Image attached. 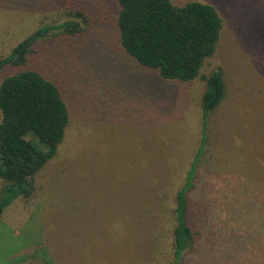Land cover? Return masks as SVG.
<instances>
[{
	"label": "rangeland",
	"instance_id": "rangeland-1",
	"mask_svg": "<svg viewBox=\"0 0 264 264\" xmlns=\"http://www.w3.org/2000/svg\"><path fill=\"white\" fill-rule=\"evenodd\" d=\"M172 1L218 8L223 30L201 74L223 70L222 104L204 128L202 79L165 80L142 66L117 45V1L99 0V34L62 48L57 70L70 123L60 155L38 174L29 199L0 210V264H168L167 197L203 139L202 187L220 220L232 212L226 200L236 201L230 226L251 239L237 262L264 264V0ZM42 7L43 0H0V56L36 24L65 14ZM16 71L8 67L0 83ZM3 186L0 179V203Z\"/></svg>",
	"mask_w": 264,
	"mask_h": 264
},
{
	"label": "trees",
	"instance_id": "trees-1",
	"mask_svg": "<svg viewBox=\"0 0 264 264\" xmlns=\"http://www.w3.org/2000/svg\"><path fill=\"white\" fill-rule=\"evenodd\" d=\"M116 1L119 48L165 80L192 82L200 78L205 83L201 106L206 128L226 96L220 67L201 74L207 60L214 57L223 30L218 8L197 1L181 6L172 0ZM98 3L43 0L41 10L48 6L65 14L36 24L7 56H0V75L8 67L17 69L0 83V179L7 194L0 210L18 198L29 199L38 174L60 155L70 123L65 77L57 70L63 64L59 63L64 58L61 52L63 47L84 46L93 33L99 34L97 28L103 23L94 14ZM204 140L183 181L180 184L179 180L167 197L174 205L173 227L162 235L165 259L168 264H242L237 258L248 249L249 232L242 234L236 225L230 226L237 224V216L231 215L236 212L237 206H232L235 200H226L224 208L232 212L220 220L214 200L202 187L208 183L199 174ZM226 193V189L221 191L223 197Z\"/></svg>",
	"mask_w": 264,
	"mask_h": 264
}]
</instances>
